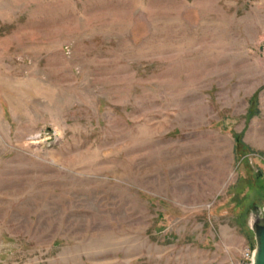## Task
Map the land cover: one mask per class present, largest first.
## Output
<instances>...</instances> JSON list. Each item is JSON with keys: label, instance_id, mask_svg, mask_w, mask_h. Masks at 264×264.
Masks as SVG:
<instances>
[{"label": "rangeland", "instance_id": "1", "mask_svg": "<svg viewBox=\"0 0 264 264\" xmlns=\"http://www.w3.org/2000/svg\"><path fill=\"white\" fill-rule=\"evenodd\" d=\"M252 204L264 0H0V264H232Z\"/></svg>", "mask_w": 264, "mask_h": 264}, {"label": "water", "instance_id": "2", "mask_svg": "<svg viewBox=\"0 0 264 264\" xmlns=\"http://www.w3.org/2000/svg\"><path fill=\"white\" fill-rule=\"evenodd\" d=\"M249 213V230L254 238L252 264H264V208L254 205Z\"/></svg>", "mask_w": 264, "mask_h": 264}, {"label": "built area", "instance_id": "3", "mask_svg": "<svg viewBox=\"0 0 264 264\" xmlns=\"http://www.w3.org/2000/svg\"><path fill=\"white\" fill-rule=\"evenodd\" d=\"M253 253H254L253 245L245 247L242 250L239 260L232 264H252Z\"/></svg>", "mask_w": 264, "mask_h": 264}, {"label": "trees", "instance_id": "4", "mask_svg": "<svg viewBox=\"0 0 264 264\" xmlns=\"http://www.w3.org/2000/svg\"><path fill=\"white\" fill-rule=\"evenodd\" d=\"M262 185H263V184H260L259 187L262 186ZM262 188H263V186H262ZM254 205H255V204H252V206H254Z\"/></svg>", "mask_w": 264, "mask_h": 264}]
</instances>
